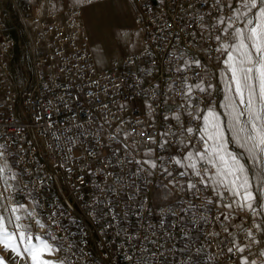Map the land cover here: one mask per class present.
<instances>
[{
	"label": "built area",
	"instance_id": "2783aa9c",
	"mask_svg": "<svg viewBox=\"0 0 264 264\" xmlns=\"http://www.w3.org/2000/svg\"><path fill=\"white\" fill-rule=\"evenodd\" d=\"M18 1L0 0V144L5 146L3 151L13 171L19 174L27 170L22 181L32 190L30 196L25 191L14 193V200L28 201L31 207V197L39 201L42 207L36 211L40 218L57 240L63 242L64 249L57 253L58 258L67 257L76 264H129L125 255H132V248L122 230L130 235H144L145 230L140 228L137 218V213L143 211L139 205L146 201V208L151 212L145 227L147 223L158 225L160 209L174 204L181 194L162 186L167 181L158 170L148 177L150 184L132 177L137 166L127 163L123 144L141 141L131 154L145 159L142 153L148 145L137 133L143 131L161 140L175 139L161 134L180 131L173 114L180 113L181 119H186L181 107L183 100L178 94V86L185 75L192 77L189 83L196 82V72L206 80L211 79L218 86L213 99L219 100V62L208 58L205 52L215 45L207 40V32L202 38L199 27L201 15L203 23H213L208 15L211 0L208 4L198 0H127L134 12L133 24L142 33L141 44L137 50L113 58L104 66L96 62L78 7H67L66 14L58 10L40 13L33 12L36 4L31 1L24 7L31 12V50L35 58L30 64L24 60L14 61L16 41L9 34L6 23L11 18V7ZM193 59H200L206 67L175 71L184 60ZM117 128L121 130L119 133ZM124 132L131 133L127 141ZM112 136L116 139H110ZM177 151L172 144L167 152L160 154L175 155ZM118 159L124 161L122 167ZM169 167L175 169L174 165ZM133 180L139 191L137 187L124 186L132 184ZM109 187L116 191H108ZM160 190L164 194L162 201L157 202L155 195ZM130 196L135 199L130 200ZM191 199L193 204L200 205V200ZM109 201L115 204L120 216L112 222V227L102 230L101 225L111 217L100 219L99 216L107 211ZM58 206L71 212L75 223L67 216L60 217ZM92 208L96 210V219L89 215ZM54 211L60 225L48 220ZM125 211L128 212L126 218ZM214 214L215 210L209 215ZM188 216L191 217V213ZM240 223L249 226L247 220L237 221L238 226ZM238 226L230 231L239 233ZM81 230L87 233L88 245L80 243ZM205 230L220 231V226L201 223L199 231L193 229L199 244L205 243ZM33 231L41 232L36 225ZM117 232L121 235L117 236ZM148 234L150 236V231ZM221 238L210 240V247L205 245L201 261L219 251L217 243ZM72 241L75 246L68 250ZM132 243L136 245V255L140 254L141 247H152L142 239ZM172 244L182 247L177 238L168 241L161 250L166 251ZM258 247L253 245L254 254ZM81 248L86 256L81 255ZM185 258V254L179 253L169 256L173 264Z\"/></svg>",
	"mask_w": 264,
	"mask_h": 264
},
{
	"label": "snow or ice",
	"instance_id": "6c2138e0",
	"mask_svg": "<svg viewBox=\"0 0 264 264\" xmlns=\"http://www.w3.org/2000/svg\"><path fill=\"white\" fill-rule=\"evenodd\" d=\"M198 2L208 4L209 0ZM94 3L95 0H74V5L81 10ZM208 15L213 23H203L204 16L201 15L199 27L202 38L207 32V40L215 45L205 49L207 57L216 59L222 66L219 72L222 100L217 102L213 99L218 86L211 79L206 80L196 72V82L189 83L192 77L185 75L178 86V94L183 100L181 107L186 119H181L180 113L173 114L180 131L161 134L175 139L161 140L143 131L137 133L145 138L142 142L148 145L142 153L145 159H137L131 154L141 141L123 144L127 163L137 166L131 173L132 177L150 184L148 177L158 170L167 181L162 186L181 194L174 204L160 209L158 225L147 223L145 227V220L151 212L146 208V201L139 205L143 211L137 213V218L140 228L145 230L144 235H130L122 230L132 248V255H125L129 264H173L169 256L175 257L178 253L186 255L179 264H229V261L231 264H258V260L264 264V0H211ZM190 35L195 37L196 33ZM176 39H180L178 34ZM193 66L198 69L206 67L200 59L184 60L175 71H191ZM116 131L119 133L121 130L117 128ZM123 135L127 141L131 133L124 132ZM110 139L115 140L116 137ZM172 144L179 150L175 155L160 154L167 152ZM4 147L0 144V161H3L0 163V264H9L4 253L18 258L17 264L19 261L24 264H76L67 257H57L64 245L48 230L36 211L42 207L39 201L31 197L33 206L29 208L14 200V193L25 191L30 196L32 190L22 181L27 170L19 174L13 171L6 160ZM117 163L122 167L124 161L118 159ZM169 165H174L175 169ZM117 180H122V177H117ZM124 186L137 187L135 180ZM107 190L116 191L110 187ZM137 190L140 189L137 187ZM185 196L190 198L185 199ZM191 198L200 200V205L193 204ZM129 199L134 200L135 196ZM108 204L107 211L99 218L110 216L111 219L105 220L102 230L112 227V222L120 216L115 211V204L112 201ZM58 207L60 217L67 216L70 222L75 223L71 212ZM213 210L215 214L210 216ZM89 215L96 219V210L92 208ZM123 215L126 218L128 212ZM169 216L174 219L168 220ZM48 220L60 225L56 211ZM244 220H247L248 227L243 223L237 225V221ZM201 223L220 226V231H204V244H199L193 234V229L200 230ZM33 225L41 232H34ZM237 226L239 233L230 231ZM80 235V243L88 245L87 233L81 230ZM177 238L182 247L176 248L172 244L166 251L161 250L168 241ZM216 238H221L217 243L219 251L201 261L205 245L210 247L209 241ZM137 239L152 247H141L140 254L136 255L137 248L132 242ZM253 245L259 246L255 254ZM73 246L75 241L69 244L68 250ZM80 252L82 256L87 255L83 248ZM253 255L256 258L250 259Z\"/></svg>",
	"mask_w": 264,
	"mask_h": 264
},
{
	"label": "rangeland",
	"instance_id": "374dc122",
	"mask_svg": "<svg viewBox=\"0 0 264 264\" xmlns=\"http://www.w3.org/2000/svg\"><path fill=\"white\" fill-rule=\"evenodd\" d=\"M30 1L37 2L38 0H19L17 4H14V7L10 9L11 18L6 23L9 34L16 41L13 49V60H24L26 64H30L35 58V54L31 50L33 29L27 20L31 12L24 7ZM42 2L48 3L47 0H42ZM78 8L81 11V19L86 26L90 46L98 64H102L103 54L108 56L109 63L113 58L131 52L139 44V32L141 31L133 24L134 12L127 0H95L94 5L88 6L85 10ZM48 10L52 9L45 6L37 12L44 13ZM62 14H66V11L64 10ZM220 93L217 102L223 98V93L221 91ZM163 194V191H157L155 195L157 202L162 201L161 196ZM167 200L169 201L170 198ZM18 202L31 208L28 201L20 199ZM4 255L8 258L9 264H17L18 258L12 257L10 253H4ZM19 264H24V262L19 261Z\"/></svg>",
	"mask_w": 264,
	"mask_h": 264
},
{
	"label": "crops",
	"instance_id": "0c3cea01",
	"mask_svg": "<svg viewBox=\"0 0 264 264\" xmlns=\"http://www.w3.org/2000/svg\"><path fill=\"white\" fill-rule=\"evenodd\" d=\"M73 4H74V0H54V2L52 3L51 7L53 9L58 10V11H64L68 6L73 5ZM139 33H140V40H141V35L142 34H141V32H139ZM140 40H139V44L135 48H133L132 51H135V50H137L139 48V46L141 44V41ZM92 48H93V46H92ZM107 57H108L107 55L103 54V56H102V64L100 65V64H98V62H97V64L99 66L107 65V63H108ZM220 67H222V66H219L218 67V72L220 70ZM218 77H219V74H218ZM220 95H221V93H220Z\"/></svg>",
	"mask_w": 264,
	"mask_h": 264
},
{
	"label": "bare ground",
	"instance_id": "6f19581e",
	"mask_svg": "<svg viewBox=\"0 0 264 264\" xmlns=\"http://www.w3.org/2000/svg\"><path fill=\"white\" fill-rule=\"evenodd\" d=\"M54 1L53 0H51L50 2H48L47 4L46 3H44V2H42V0H38L37 2H32V3H35L36 5L33 7V12H36V11H38L41 7L43 8V7H47V8H51L52 10H56V9H53L52 7H51V5H52V3H53ZM74 5V4H73ZM70 6H72V5H70ZM76 6V5H75ZM69 7V6H68ZM76 7H79V6H76ZM67 9V8H66ZM65 9V10H66ZM57 11V10H56ZM27 20H28V22H29V24H30V17H27ZM89 25V24H88ZM142 34V33H141ZM141 38H142V35H141ZM93 42V41H92ZM217 80H218V84H219V86H220V81H219V78H218V71H217Z\"/></svg>",
	"mask_w": 264,
	"mask_h": 264
}]
</instances>
